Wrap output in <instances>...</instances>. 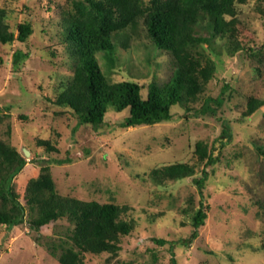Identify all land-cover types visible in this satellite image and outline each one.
<instances>
[{"label": "rangeland", "instance_id": "374dc122", "mask_svg": "<svg viewBox=\"0 0 264 264\" xmlns=\"http://www.w3.org/2000/svg\"><path fill=\"white\" fill-rule=\"evenodd\" d=\"M63 7L65 0H0L12 31L22 22H29L33 29L26 44H0V107H10L6 117L0 113V139L20 153L28 151L27 162L33 154L43 161H63L49 168L61 196L127 207L121 219L131 222L133 230L120 237V251L87 254L84 264H169V245L159 246L153 238L174 243L177 264H264L259 250L264 222L258 216L264 214V154L258 150L264 152V107L243 118L249 96L264 101L262 65L246 53L248 48L264 46V1L237 5L243 27L240 38L204 46L216 71L193 107L200 109L211 98L208 113L186 115L177 106L170 122L124 129L119 123L128 110H110L106 125L97 130L89 125L77 127L68 113L58 115L59 109L43 99L54 100L72 75V62L60 39ZM142 41L135 39L129 48L118 49L120 65L109 75L113 82H138L145 96L147 84L167 78L168 58L156 52L152 63H147ZM18 49L30 56L14 71L12 54ZM98 60L105 72L99 56ZM226 84L229 87L222 94ZM223 130L230 134L229 144ZM39 141H48L57 153H47ZM198 142L208 148L215 143V151L223 148L203 189L211 207L208 219L198 237L184 246L179 243L191 234V216L201 201L193 182L202 177V164L194 154ZM175 163L196 164L195 175L166 186L151 181L150 171ZM40 165L28 162L15 179L18 191L37 177ZM72 230L69 220L60 219L40 232L58 240ZM35 235L25 225L0 226V264H58Z\"/></svg>", "mask_w": 264, "mask_h": 264}, {"label": "trees", "instance_id": "16d2710c", "mask_svg": "<svg viewBox=\"0 0 264 264\" xmlns=\"http://www.w3.org/2000/svg\"><path fill=\"white\" fill-rule=\"evenodd\" d=\"M246 1L65 0L60 39L72 62V75L66 79V86L54 100L43 99L59 109L58 115L68 113L77 127L89 125L96 130L106 125L105 116L110 110H128L127 118L119 123V127L124 129L170 122L172 109L177 106L182 107L186 115L208 113L211 110L209 103L213 101L211 98L206 99L200 109L193 107L216 71L204 46L240 38L243 27L236 7ZM6 20L7 13L0 8V44H26L33 35L32 25L22 22L12 31ZM140 38H144L141 44L146 49L147 63H152L151 58L156 52L168 58L167 78L147 84L145 96L142 94L143 85L138 82H113L109 75L120 65L118 49H127L133 40ZM263 48L246 49L247 57L262 65V68L259 66L260 71H264ZM29 56L28 52L20 49L14 51L12 69L18 70ZM98 56L103 61L105 72L100 67ZM228 87L229 84L223 86L222 94ZM262 107L264 101L249 96L243 118L252 117ZM9 110L10 107H0L1 117H6ZM9 132L8 128L6 134L10 135ZM222 135L228 137L225 144H229L230 134L223 130ZM37 143L47 153H57L48 141ZM215 147V143L209 148L202 142L195 145L194 154L202 164V177L193 179V182L201 201L191 216V234L179 243L184 246H189L198 237L211 210L203 189L223 148L221 145L215 151ZM258 150L264 154L262 149ZM31 161L41 164L38 175L30 178L18 191L15 179ZM28 162L23 152L20 153L9 141L0 139L1 227L11 229L25 225L36 234L34 239L58 264H84L87 254L114 255L120 251V237L130 235L133 230L131 222L121 219L127 211L126 206L63 197L55 189L49 168L51 164L64 162L53 158L43 161L36 154ZM196 166L175 163L155 168L149 175L155 185L166 186L168 182L193 177ZM258 216L264 222V214ZM60 219L69 220L73 225L70 235L58 240L41 235L40 229ZM151 240L159 246L168 244L169 264H177L173 242ZM259 248L264 254V236Z\"/></svg>", "mask_w": 264, "mask_h": 264}, {"label": "water", "instance_id": "95a60500", "mask_svg": "<svg viewBox=\"0 0 264 264\" xmlns=\"http://www.w3.org/2000/svg\"><path fill=\"white\" fill-rule=\"evenodd\" d=\"M24 154H25L26 156H28L30 153H29L28 151L24 150Z\"/></svg>", "mask_w": 264, "mask_h": 264}]
</instances>
